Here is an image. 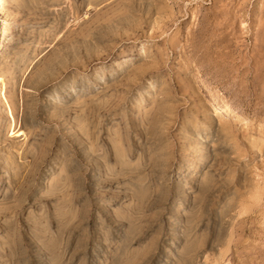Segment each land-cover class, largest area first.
Returning a JSON list of instances; mask_svg holds the SVG:
<instances>
[{
  "label": "rangeland",
  "instance_id": "374dc122",
  "mask_svg": "<svg viewBox=\"0 0 264 264\" xmlns=\"http://www.w3.org/2000/svg\"><path fill=\"white\" fill-rule=\"evenodd\" d=\"M0 264H264V0H0Z\"/></svg>",
  "mask_w": 264,
  "mask_h": 264
},
{
  "label": "bare ground",
  "instance_id": "6f19581e",
  "mask_svg": "<svg viewBox=\"0 0 264 264\" xmlns=\"http://www.w3.org/2000/svg\"><path fill=\"white\" fill-rule=\"evenodd\" d=\"M218 112V111H217ZM229 112H231V111H229ZM218 114V113H217ZM250 198V197H249Z\"/></svg>",
  "mask_w": 264,
  "mask_h": 264
}]
</instances>
